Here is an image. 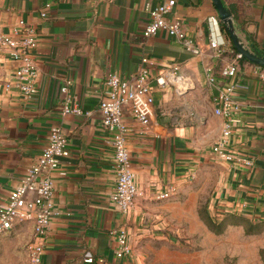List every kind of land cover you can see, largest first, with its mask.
<instances>
[{
  "label": "crops",
  "instance_id": "obj_1",
  "mask_svg": "<svg viewBox=\"0 0 264 264\" xmlns=\"http://www.w3.org/2000/svg\"><path fill=\"white\" fill-rule=\"evenodd\" d=\"M158 1L0 0V31L9 32L19 18L38 30L33 50L38 91L32 98L23 99L14 86L4 87L15 62L0 53V204L37 158L52 125H60L69 141L70 153L60 162L65 174L55 176L53 199L61 212L50 222L43 264H141L136 237L161 213L152 201L155 191L179 188L204 169H216L213 208L264 216V66L240 59L235 77L229 78L221 69L233 56L230 50L213 58L194 54L163 31L144 42L141 31L149 18L145 5ZM223 1L242 42L253 52L264 53V0ZM43 9L45 17L40 14ZM168 15L178 19L197 43L218 31L232 43L212 0H176ZM210 16H216V24ZM142 55L156 62L153 73L159 62L170 61L186 78L177 84H153L154 114L147 127L133 119L128 108L123 111L131 127L127 134L131 166L141 190L124 215L110 200L114 149L98 104L107 72L132 75ZM209 63L216 85L205 74ZM68 78L67 94L82 107L81 113L62 112L66 92L60 87ZM230 80L241 84L235 90L240 122L227 144L234 159L223 160L211 151L223 123V117L213 113V97ZM176 88L183 91L177 93ZM248 158L251 164L245 163ZM123 225L132 252L120 258L115 255V232ZM88 255L93 261L84 260Z\"/></svg>",
  "mask_w": 264,
  "mask_h": 264
},
{
  "label": "built area",
  "instance_id": "obj_2",
  "mask_svg": "<svg viewBox=\"0 0 264 264\" xmlns=\"http://www.w3.org/2000/svg\"><path fill=\"white\" fill-rule=\"evenodd\" d=\"M175 2L176 0H160L153 5L146 3L145 8L149 18L141 31L143 41L163 31L194 54H206L207 57L213 58L220 57L225 50H230L233 56L223 65L221 73L229 78L235 77L239 69V61L242 59L241 53L232 48L220 31L205 43L195 42L187 34L181 22L168 15ZM40 14L45 17L46 10H41ZM209 19L217 23L216 16H210ZM37 41V26L23 18H19L9 32L0 31V53L5 60L15 62L12 78L4 82V87L10 89L14 86L23 99L32 98L38 91L36 84L38 69L33 56ZM155 63L150 56L142 55L137 70L132 75L121 76L115 71L107 72L98 104L102 125L109 132L114 149L115 185L110 194V200L124 215L130 213L141 190L131 166V155L127 145V134L131 127L125 122L123 111L128 108L133 119L143 127H147L154 114L153 84L166 86L171 83H180L186 78L179 71V65L170 61L159 62V68L153 73L151 66ZM205 74L210 84H217L211 63L206 64ZM70 83L71 79L68 78L60 87L62 92H66L62 112L81 113L82 107L73 101L69 93L67 94ZM239 87L241 84L236 80H230L218 87L213 97V113L221 115L223 123L219 136L211 144V151L223 160L234 159V154L227 148V144L233 129L240 122L238 112L241 104L235 98V90ZM176 89L182 90V88ZM69 153V141L66 134L60 125H52L47 142L37 158L27 167L24 175L10 190L5 201L0 204V234L14 228L20 222L32 224L33 234L28 245L30 264H43L50 222L61 212L53 199L55 176L65 174V171L60 168V162L61 158ZM244 160L248 164L252 162L251 158ZM174 189L173 186L158 189L155 191V197L166 198ZM115 235V255L120 258L130 255L132 245L129 241L127 226L119 227ZM93 259L92 255L84 258L87 262Z\"/></svg>",
  "mask_w": 264,
  "mask_h": 264
},
{
  "label": "rangeland",
  "instance_id": "obj_3",
  "mask_svg": "<svg viewBox=\"0 0 264 264\" xmlns=\"http://www.w3.org/2000/svg\"><path fill=\"white\" fill-rule=\"evenodd\" d=\"M215 172L200 170L170 196L153 197L161 213L136 237L141 264H264V216L213 208ZM32 234L30 222L0 234V264H30Z\"/></svg>",
  "mask_w": 264,
  "mask_h": 264
},
{
  "label": "water",
  "instance_id": "obj_4",
  "mask_svg": "<svg viewBox=\"0 0 264 264\" xmlns=\"http://www.w3.org/2000/svg\"><path fill=\"white\" fill-rule=\"evenodd\" d=\"M219 19L224 24L226 32L228 33L233 46L235 47L236 51L241 53L242 56L247 58L248 60L264 66V55L257 54L250 50L240 39L239 35L237 34L234 22H233V15L230 8L224 3L223 0H212ZM183 90L176 89L177 93H181Z\"/></svg>",
  "mask_w": 264,
  "mask_h": 264
},
{
  "label": "trees",
  "instance_id": "obj_5",
  "mask_svg": "<svg viewBox=\"0 0 264 264\" xmlns=\"http://www.w3.org/2000/svg\"><path fill=\"white\" fill-rule=\"evenodd\" d=\"M223 26V28H224V30L226 31V29H225V26L224 25H222ZM231 46H232V48L236 51V49H235V47L233 46V44L231 43ZM256 51V53H258V54H261V55H264V53L262 52V51H260V50H255ZM242 59H247V58H245L244 56H242Z\"/></svg>",
  "mask_w": 264,
  "mask_h": 264
}]
</instances>
